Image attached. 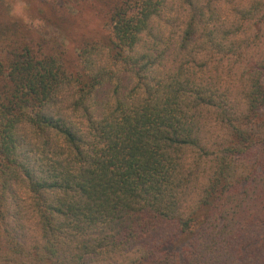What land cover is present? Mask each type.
<instances>
[{"label": "trees", "instance_id": "obj_1", "mask_svg": "<svg viewBox=\"0 0 264 264\" xmlns=\"http://www.w3.org/2000/svg\"><path fill=\"white\" fill-rule=\"evenodd\" d=\"M70 1L0 22V264H264V0Z\"/></svg>", "mask_w": 264, "mask_h": 264}, {"label": "rangeland", "instance_id": "obj_2", "mask_svg": "<svg viewBox=\"0 0 264 264\" xmlns=\"http://www.w3.org/2000/svg\"><path fill=\"white\" fill-rule=\"evenodd\" d=\"M60 0H0V22L14 23L21 26L30 38L39 40L48 38L59 44L66 43L67 54L75 59L77 46L82 35H92L101 29V18L92 10V1H86V6L80 10L79 5L67 1L66 9L61 8L55 14L54 6ZM53 3H55L53 5ZM70 14H73L71 16ZM68 18V19H67ZM60 25L67 35L62 36L55 26Z\"/></svg>", "mask_w": 264, "mask_h": 264}]
</instances>
